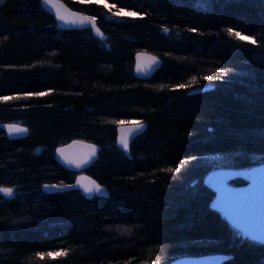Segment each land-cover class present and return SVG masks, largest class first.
Returning a JSON list of instances; mask_svg holds the SVG:
<instances>
[{
	"label": "trees",
	"instance_id": "trees-1",
	"mask_svg": "<svg viewBox=\"0 0 264 264\" xmlns=\"http://www.w3.org/2000/svg\"><path fill=\"white\" fill-rule=\"evenodd\" d=\"M64 1L97 17L104 37L56 26L39 0H0V96L52 90L0 101V121L28 127L16 138L0 128V185L14 190L0 193V264H160L209 252L227 254L220 264H264V242L211 207L205 182L211 170L264 161V0H109L145 14L137 18ZM228 27L259 45L236 41ZM138 49L161 58L148 78L133 74ZM192 77L193 87L212 86L173 90ZM120 119L146 122L129 155L115 144ZM75 137L100 145L84 171L107 196L41 189L74 179L53 152ZM60 249L68 254L35 255Z\"/></svg>",
	"mask_w": 264,
	"mask_h": 264
},
{
	"label": "water",
	"instance_id": "water-1",
	"mask_svg": "<svg viewBox=\"0 0 264 264\" xmlns=\"http://www.w3.org/2000/svg\"><path fill=\"white\" fill-rule=\"evenodd\" d=\"M41 6L49 12L54 20L55 24L58 27L61 28H85L88 27L90 28V31L92 32L93 35L97 37H104L103 35H98L96 31L92 28L90 23H85L83 25L76 23H65L63 21H60L56 18L55 15V9L52 8L50 5L46 6L41 3ZM60 4L63 5V8L61 9L62 12L69 16L70 18H77L73 14H79V16H92L87 13L75 10L71 8L64 0H60ZM108 16H111L110 14ZM97 27L100 29V31L103 33L102 29L99 27L97 24ZM138 54L139 58H138ZM151 57H155L158 61L161 62V58L146 49H138L134 52L133 54V65H132V71L133 74L136 77L139 78H148L152 75V73L159 67V66H150L151 63ZM137 63L141 64L142 66V71H137ZM212 84H204L201 86H196L192 87V89H189V92H196L200 91L202 89H206L211 87ZM142 121V120H140ZM144 122V125L146 126V122ZM9 125H18L21 128L27 129V132H20L16 133L10 130ZM121 127H132V125H119L116 124L115 126V144L124 152V154L129 155V148L127 151H125L122 146L119 143V138L121 135L120 129ZM0 128L4 131L5 135L8 138H16V137H22L27 135L28 133V127L18 121H0ZM137 134L130 136L129 138V146L131 140L136 136ZM76 141L77 143H73ZM88 145H95L96 146V156L95 158L91 161L93 162L99 151V144L83 139V138H72L64 143L58 144L54 148V153L53 157L54 159L62 166L65 168H68L70 170L76 171L77 174L75 175V178L72 182H66L63 184H76L77 180L79 179V182L81 185H89L91 184L92 181H95L97 184L101 185L103 190L107 193L108 195V190L106 187L101 184L100 182L97 181L93 176L90 174L82 171L85 169L89 164L85 165L82 168H76L74 165H69L66 163L63 158L59 157V155L56 152L57 148L64 147L65 148V154L72 158V159H80L84 157V155L89 151V149L86 147ZM70 146V147H69ZM40 149V147H35L34 151L37 152ZM245 175L247 177L246 182L242 184H233L228 182V179L232 176L235 175ZM226 177V179H225ZM82 178V179H81ZM223 181V185L226 187V190L222 193L221 187H220V182ZM205 182H209L210 186L212 187L214 194L211 198L210 205L214 209L218 210L222 216L226 219V221L233 226L235 229L241 231L244 234L243 229L238 228L234 223L232 218L226 214V210H230L234 215L239 217L240 221L242 223H247L248 221V216L250 210L254 211L255 214V219H256V224L260 229V234L261 238L260 239H254L260 242H264V161L258 162L256 164L250 165L246 168H240V169H231V168H225V169H214L208 172ZM62 183H55V182H43L41 184V189L46 191V192H51V191H61V190H67V189H61V190H56L54 188L51 189H45V185H60ZM4 186V185H0ZM4 187H9V186H4ZM76 189L79 190V192L84 196L89 198V196H86L80 186L75 187ZM251 193L256 194V199L249 203L248 197ZM3 194V193H1ZM4 195V194H3ZM106 195V196H107ZM93 196V195H92ZM100 196V195H99ZM223 196V202H224V207L218 206V201L221 200V197ZM245 235V234H244ZM247 238L253 239L251 236L245 235ZM227 257V254L224 252H209V253H200V254H181V255H176L163 263L160 264H220L222 260H224Z\"/></svg>",
	"mask_w": 264,
	"mask_h": 264
},
{
	"label": "snow or ice",
	"instance_id": "snow-or-ice-1",
	"mask_svg": "<svg viewBox=\"0 0 264 264\" xmlns=\"http://www.w3.org/2000/svg\"><path fill=\"white\" fill-rule=\"evenodd\" d=\"M81 3H94L96 5H102L104 8L107 9L108 13H111V17H116V18H137V17H142L145 14H142L141 12L135 11V10H129L128 8L124 7H119L116 3H110L109 0H80ZM41 3L43 5H50L52 8L55 9V15L56 18L60 21H63L65 23H79L81 25L85 23H90L92 28L96 31L98 35H103V33L100 31V29L97 27V17L95 16H79V14H73L77 18H70L69 16L65 15L62 12L63 5L60 4V0H41ZM113 9H118L117 11H113ZM108 17V18H111ZM164 32H168V28H163ZM188 31L191 32H196L197 29L192 28L188 29ZM225 31L229 34V36L234 37L236 41L242 42V43H247L251 45H259V41L254 38L252 35L245 34L244 32L237 31L236 29L232 27H228L225 29ZM138 54V58H139ZM160 61H158L155 57H151V63L150 66H159ZM9 67H15V66H9ZM137 71H142V66L141 64L137 63L136 65ZM219 71V70H218ZM221 77H217V79H220ZM205 80H211V77H204ZM196 84V77H192L191 81L189 83H180L176 84L173 86V90H184L188 91L189 89H192L193 85ZM161 87H164L161 85ZM52 90L49 89L47 92H26L22 94H17L14 96H0V101H10V100H18L21 99V96L27 98V97H32V96H37V97H43L48 95ZM114 123L119 124L121 126L123 125H132V127H121L120 132V138H119V143L122 146V148L127 151L129 148V138L130 136H133L135 134H140L142 133L145 125L143 121L140 120H117L114 121ZM9 128L11 131L20 133V132H27V129L21 128L18 125H9ZM73 143H77L74 141ZM70 147V146H69ZM89 151L84 155V157L80 159H72L68 157L65 154V148H57L56 152L59 155V157L63 158V160L68 163L69 165H74L76 168H82L85 165L89 164L96 156V146L95 145H88L86 146ZM168 172H178L180 171V167L176 168H168L166 169ZM82 179V178H81ZM226 179V177H225ZM77 186H80L86 196L91 197L92 195H100V196H106L107 193L103 190L102 186L97 184L95 181H92L91 184L89 185H81L79 182V179L77 180L76 184H60V185H45V189H51L54 188L56 190H61V189H72ZM220 187L222 193L224 190H226V187L223 185V181L220 182ZM0 193H3L5 197H12L14 195V190L11 187H4L0 186ZM256 199V194L251 193L248 197L249 203L253 202ZM218 206L224 207V202H223V196L221 197V200L218 201ZM226 210V214H228L232 220L233 223L238 227L243 229L244 234L251 236L253 239H260L261 234H260V229L256 224V219H255V214L254 211L250 210L249 216H248V221L247 223H242L236 215H234L230 210ZM118 230L122 232H130L131 230L126 228V227H120ZM68 254L67 249H60L58 251L52 252L49 251L47 253H41L37 252L35 255L37 257L43 258L45 255L48 257H60V256H66ZM128 264H131V262H128ZM156 264H159V261L156 262Z\"/></svg>",
	"mask_w": 264,
	"mask_h": 264
},
{
	"label": "bare ground",
	"instance_id": "bare-ground-1",
	"mask_svg": "<svg viewBox=\"0 0 264 264\" xmlns=\"http://www.w3.org/2000/svg\"><path fill=\"white\" fill-rule=\"evenodd\" d=\"M201 86V85H200ZM196 87V86H195ZM203 90V89H202ZM188 92H189V90H188ZM137 120H139V119H137ZM143 121V120H142ZM145 128V127H144ZM100 146V145H99ZM100 149V148H99ZM39 151V150H38ZM35 152V151H34ZM54 153V152H53ZM76 172V171H75ZM76 174H77V172H76ZM75 178V177H74ZM74 180V179H73ZM72 180V181H73ZM72 181H69V182H72ZM55 183H66V182H55ZM72 189H76V188H72ZM68 190V189H67ZM62 191V190H61ZM51 192H54V191H51ZM188 254V253H187ZM197 254H199V253H197Z\"/></svg>",
	"mask_w": 264,
	"mask_h": 264
},
{
	"label": "rangeland",
	"instance_id": "rangeland-1",
	"mask_svg": "<svg viewBox=\"0 0 264 264\" xmlns=\"http://www.w3.org/2000/svg\"><path fill=\"white\" fill-rule=\"evenodd\" d=\"M118 9H113V11H117ZM111 15V13H109ZM120 120H126V121H129V120H137V119H120Z\"/></svg>",
	"mask_w": 264,
	"mask_h": 264
},
{
	"label": "flooded vegetation",
	"instance_id": "flooded-vegetation-1",
	"mask_svg": "<svg viewBox=\"0 0 264 264\" xmlns=\"http://www.w3.org/2000/svg\"><path fill=\"white\" fill-rule=\"evenodd\" d=\"M33 151H34V150H33ZM91 163H92V162H91ZM91 163H90V164H91ZM90 164H89V165H90ZM89 165H88V166H89ZM82 171H84V169H83ZM84 172H86V171H84ZM86 173H87V172H86ZM75 175H76V172H75ZM74 177H75V176H74ZM45 192H46V191H45ZM91 197H92V196H91ZM86 198H87V197H86Z\"/></svg>",
	"mask_w": 264,
	"mask_h": 264
}]
</instances>
